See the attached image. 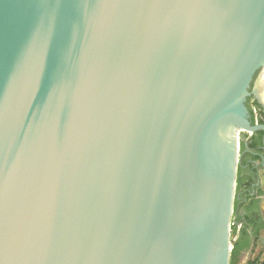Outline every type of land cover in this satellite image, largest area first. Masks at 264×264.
<instances>
[{
    "label": "water",
    "instance_id": "95a60500",
    "mask_svg": "<svg viewBox=\"0 0 264 264\" xmlns=\"http://www.w3.org/2000/svg\"><path fill=\"white\" fill-rule=\"evenodd\" d=\"M261 73L264 0H0V264H230Z\"/></svg>",
    "mask_w": 264,
    "mask_h": 264
},
{
    "label": "flooded vegetation",
    "instance_id": "af4514ba",
    "mask_svg": "<svg viewBox=\"0 0 264 264\" xmlns=\"http://www.w3.org/2000/svg\"><path fill=\"white\" fill-rule=\"evenodd\" d=\"M250 125L264 126V107L260 106L251 94L246 101ZM235 197L231 225H237L236 239L242 236L248 245L240 252L244 255L251 247V239L264 226V131L240 134Z\"/></svg>",
    "mask_w": 264,
    "mask_h": 264
},
{
    "label": "crops",
    "instance_id": "0c3cea01",
    "mask_svg": "<svg viewBox=\"0 0 264 264\" xmlns=\"http://www.w3.org/2000/svg\"><path fill=\"white\" fill-rule=\"evenodd\" d=\"M262 211L264 212V201ZM250 250L251 260L258 259L259 263L264 262V226L252 237Z\"/></svg>",
    "mask_w": 264,
    "mask_h": 264
},
{
    "label": "trees",
    "instance_id": "16d2710c",
    "mask_svg": "<svg viewBox=\"0 0 264 264\" xmlns=\"http://www.w3.org/2000/svg\"><path fill=\"white\" fill-rule=\"evenodd\" d=\"M242 236L236 239L233 242V248L230 254V264H236L237 258L240 255V252L247 246L248 242L244 240L245 236L247 235L245 229L241 231ZM246 264H264V262L259 263L258 259L248 261Z\"/></svg>",
    "mask_w": 264,
    "mask_h": 264
},
{
    "label": "rangeland",
    "instance_id": "374dc122",
    "mask_svg": "<svg viewBox=\"0 0 264 264\" xmlns=\"http://www.w3.org/2000/svg\"><path fill=\"white\" fill-rule=\"evenodd\" d=\"M262 75V80H264V74L261 73ZM264 82V81H263ZM255 85V83L253 82L252 83V86L253 87ZM234 228H235V232L237 231V225H231V243L233 244V242L236 240V233H234ZM250 249L248 252H246L244 255H239V257L237 258V261H236V264H246L248 261H251V258H250ZM249 255V256H248Z\"/></svg>",
    "mask_w": 264,
    "mask_h": 264
},
{
    "label": "bare ground",
    "instance_id": "6f19581e",
    "mask_svg": "<svg viewBox=\"0 0 264 264\" xmlns=\"http://www.w3.org/2000/svg\"><path fill=\"white\" fill-rule=\"evenodd\" d=\"M264 81V80H263ZM263 88H264V82H263ZM262 96H263V98H264V89H263V91H262Z\"/></svg>",
    "mask_w": 264,
    "mask_h": 264
}]
</instances>
